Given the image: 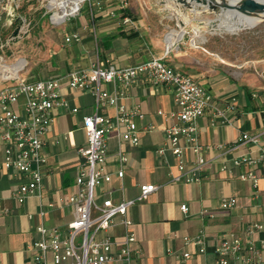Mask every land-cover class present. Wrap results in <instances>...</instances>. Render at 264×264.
I'll list each match as a JSON object with an SVG mask.
<instances>
[{"label":"crops","instance_id":"1","mask_svg":"<svg viewBox=\"0 0 264 264\" xmlns=\"http://www.w3.org/2000/svg\"><path fill=\"white\" fill-rule=\"evenodd\" d=\"M91 2L97 17L95 24L100 25L96 49L98 47L102 58H108L115 66H127L152 57H163L168 65L206 86L213 95L214 103L226 117V121L221 122L219 117H213L210 109L197 119L199 140L208 162L201 171L199 181L177 182L172 180L179 173L177 159L168 148L164 153H158V149L165 146L164 130L173 123L172 118L164 117L158 110L165 113L176 110L172 88L153 85L140 76L130 88L128 97L122 100L126 108L139 106L143 114L141 118H133L139 142L132 145L118 134V131H125L123 125L108 134L105 169L111 172L112 180L102 185V193L96 197L98 200L107 195L114 200L132 199L138 194L139 184L153 183L158 186L147 199L136 202L127 210L132 220L130 230L137 239L138 263L211 264L217 257L215 247L220 240L237 237L259 247L264 259V174L259 166H235L232 163L233 158L248 153L255 156L254 146L245 144L228 150L242 132H260L264 113V82L260 81L257 73H244L242 67L233 66L230 61L218 57L215 51L207 49L205 45L212 35L196 41L193 40L195 35L189 34L191 28H180L183 33L180 35L179 31L172 30L169 33H175L177 40L168 47L159 27L176 15L172 13L173 5L169 2L130 5L127 9L130 23H136L133 27L115 25L116 20L108 17L107 11L116 9L111 0ZM176 6L174 11L177 12L179 5ZM149 11L154 13L150 16L153 22L149 20ZM207 16L213 17L211 14ZM103 24L108 25L103 27ZM237 69L241 71L233 73ZM102 88L111 91L113 86L103 83ZM61 93L66 106L59 105L53 109L54 121L42 150L47 158L48 170L42 177L41 197L31 195L23 203H18L12 192L25 178L15 176L12 169L0 170V264H36L34 251L27 248L33 239L39 238L34 227L40 222L48 227L62 226L73 217L72 207H60L59 199L76 190V165L83 159L77 148L86 145L82 117L92 114L95 107L92 94L86 90L69 89L63 85ZM229 105L233 108H227ZM13 107L16 110L19 108ZM73 108L77 111L73 112ZM98 112L113 116L115 110L112 106H104ZM150 125L153 127L147 129ZM218 145L222 147L218 148ZM5 149L0 141V162L4 159ZM119 149L128 156L121 180L115 175ZM193 159V154L187 150L186 160L192 162ZM251 168L259 177L256 188L250 181L241 178L242 173ZM230 197L235 198V205L223 208L222 200ZM183 203L188 206L187 214L180 209ZM4 209L8 212L5 213ZM41 210L43 216L40 215ZM202 210L211 212L213 217L201 216ZM256 223L262 228L248 233L246 228ZM108 232L115 239H122L124 229L118 218ZM200 233L204 236L203 253H199L192 243L185 244L183 239L184 236L194 237ZM183 252H188L190 257L184 259ZM109 264L129 263L117 260Z\"/></svg>","mask_w":264,"mask_h":264},{"label":"built area","instance_id":"2","mask_svg":"<svg viewBox=\"0 0 264 264\" xmlns=\"http://www.w3.org/2000/svg\"><path fill=\"white\" fill-rule=\"evenodd\" d=\"M126 5L125 0L120 1V7ZM111 14L115 15L113 11ZM121 20L123 23L131 22L128 16H123ZM79 39L77 33L67 37L70 42ZM140 76H144L153 85L172 88L176 110L168 113L158 110L159 114L173 119V123L164 130L165 146L158 149V153L162 154L168 148L177 159L179 173L172 180L187 183L199 181L208 160L203 155L204 146L199 140L197 119L210 109L213 117H219L221 122H225L226 117L223 110L214 103L213 95L206 86L168 65L163 57H152L134 65L115 66L108 58H102L97 50L96 58L89 66L71 69L60 76L25 80L16 73L1 78L0 141L6 149L0 170L12 169L15 176L25 178L12 192L20 204L28 196L41 197L42 177L48 170L47 158L42 150L54 121L53 109L59 105L66 106L61 93L63 85L69 89L86 90L94 98L95 111L82 117L86 145L77 148L83 159L76 165V190L66 198L59 199L60 207H72L73 217L62 226L48 227L40 222L34 227L39 238L33 239L27 248L34 251L33 260L36 264H109L117 260L139 264L137 239L130 230L132 220L127 210L136 202L147 199L158 186L153 183L139 184L136 197L120 200H114L110 195L98 200L95 190L98 185L102 186L112 180L111 172L105 169L108 134L123 125L125 131H118V134L132 145L139 142L133 118H141L143 114L139 106L128 109L122 100L128 97L130 88ZM103 83L111 84L113 89H103ZM13 106H19L18 110ZM104 106L114 107V115L99 113L98 110ZM227 108L232 109L233 106ZM72 111L76 112L77 108ZM152 127L150 125L147 129ZM245 144L254 146L256 155L248 153L233 158V165L259 166L264 174V113L260 132H242L228 150ZM187 150L194 156L192 162L186 160ZM127 161V153L119 149L118 168L115 171L119 180L123 178ZM241 178L250 181L255 188L258 185L259 177L252 168L243 172ZM235 201L233 197L223 199L221 206L231 208ZM180 209L184 214L189 210L185 203L180 205ZM4 212L8 210L4 209ZM43 214L41 210L40 215ZM200 215L213 217L206 210H202ZM116 218L124 229L120 240L108 232L116 224ZM261 228L262 225L256 223L246 230L250 233ZM183 239L185 244L195 245L199 253L205 251L202 233L194 237L184 236ZM215 253L217 257L211 264H264L260 248L239 237L221 239L215 247ZM182 257L188 258L190 254L183 252Z\"/></svg>","mask_w":264,"mask_h":264},{"label":"rangeland","instance_id":"3","mask_svg":"<svg viewBox=\"0 0 264 264\" xmlns=\"http://www.w3.org/2000/svg\"><path fill=\"white\" fill-rule=\"evenodd\" d=\"M51 0H3L0 6V82L1 78L17 74L25 80H35L43 77L55 76L66 72L68 69L87 67L96 58V38L99 39V27L95 24V32L90 12L87 9L86 0L78 2V10L69 14L63 21L54 22V8H50ZM70 1V0H67ZM93 1V0H92ZM100 3L110 0H98ZM121 0H111L119 8ZM126 8L130 5L138 6L140 3H170V0H125ZM116 9L107 11L108 17L115 19L114 24L135 26L123 23ZM111 11L115 15L111 14ZM147 13V12H145ZM174 13V12H172ZM173 20L169 19L159 27L164 34L163 40L167 42V34L180 28H191L190 35L193 40L212 35L206 43L207 49L215 51L218 57L224 58L236 67H242L245 73H257V77L264 82V19L252 27L236 31L209 32L205 24L194 25L192 18L197 20H209L216 18L212 12L192 16L189 10L175 12ZM154 13L148 12L149 20L153 22ZM213 15L208 17L207 15ZM186 17V20H185ZM151 18V19H150ZM181 19L186 24L181 27L176 20ZM220 16V21H232ZM109 24V23H108ZM108 24H103L105 27ZM19 26V32L12 37V32ZM162 27V28H161ZM195 28H198L196 30ZM201 31V32H200ZM77 33L78 41H67V37ZM178 34H183L181 31ZM185 33V36H189ZM96 37V38H95ZM100 55V52H99ZM3 63L5 65H3ZM240 69L233 71L239 73ZM94 107V105H93ZM101 185L96 187V196L100 195Z\"/></svg>","mask_w":264,"mask_h":264},{"label":"water","instance_id":"4","mask_svg":"<svg viewBox=\"0 0 264 264\" xmlns=\"http://www.w3.org/2000/svg\"><path fill=\"white\" fill-rule=\"evenodd\" d=\"M0 0V6L1 2ZM172 2V10L175 13L179 5V11L181 10H190L191 15H202L207 12H212L215 14L216 18L209 19L206 21L197 20L196 18H192L190 21L194 25H201L205 24L209 30L212 32L214 27L222 23L219 20L220 16H224L226 19L233 18L235 16H252V15H259L264 14V0H170ZM203 7V8H198ZM178 24L183 27L185 26L184 21L178 19ZM252 27V26H251ZM198 30V28H195ZM19 32V26H17L14 31L12 32V37L16 36Z\"/></svg>","mask_w":264,"mask_h":264},{"label":"bare ground","instance_id":"5","mask_svg":"<svg viewBox=\"0 0 264 264\" xmlns=\"http://www.w3.org/2000/svg\"><path fill=\"white\" fill-rule=\"evenodd\" d=\"M80 0H51L49 7L54 8L53 21L59 22L68 14H73L78 10V2ZM264 18V14L252 15V16H235L234 19L231 17L229 20L232 21H223L222 23L217 24L214 27V30L219 31H236L239 29L247 28L254 26L257 22ZM201 32V31H200ZM195 35V34H194ZM198 35V34H197ZM196 36V35H195ZM177 40V35L175 33H169L167 35V45L170 47ZM17 72L15 71V74Z\"/></svg>","mask_w":264,"mask_h":264},{"label":"trees","instance_id":"6","mask_svg":"<svg viewBox=\"0 0 264 264\" xmlns=\"http://www.w3.org/2000/svg\"><path fill=\"white\" fill-rule=\"evenodd\" d=\"M91 3L92 2H90V3L87 2V9L90 12L91 20H92V24H93V28H94V32H95V20L97 17L95 16V14L93 12V6ZM116 12H117V14H119L120 18H122L123 16H128V17L130 16V12L128 11V9L126 7L122 8L119 6V8L116 9ZM96 41H98L97 38H96ZM97 50H98V47H97Z\"/></svg>","mask_w":264,"mask_h":264}]
</instances>
